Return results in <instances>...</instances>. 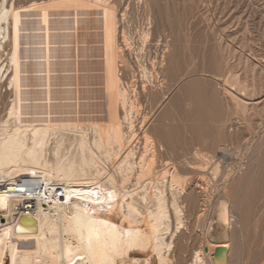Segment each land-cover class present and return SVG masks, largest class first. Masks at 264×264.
<instances>
[{"label":"bare ground","instance_id":"bare-ground-1","mask_svg":"<svg viewBox=\"0 0 264 264\" xmlns=\"http://www.w3.org/2000/svg\"><path fill=\"white\" fill-rule=\"evenodd\" d=\"M116 11L109 0H36L25 6L0 0V82L8 77L12 98L0 121V211L8 222L0 231V264L6 252L9 264H118L135 249H151L144 264H172L163 254L170 248L163 235L170 231L171 210L174 234L183 225L180 196L187 192L188 180L175 166L156 177L157 147L146 131L142 152L136 154L140 105L136 91L122 80ZM125 34V47L131 48V37ZM149 37L150 30L140 33L139 51ZM84 56L98 58L85 64L100 72L89 79L101 86L93 95L103 100L87 105V113L103 116L83 119L70 116L80 115L83 105L69 102H78L80 91L72 87L81 83V75L69 73L80 71ZM88 91L91 96L93 90ZM68 133L73 138L65 139ZM54 135L58 139L51 144ZM121 150L126 154L116 174L136 176L145 202L142 210L134 205L133 194L123 206L126 194L113 175L103 180L106 169L100 159L111 163ZM207 155H200L205 164ZM220 172V163H215L212 177ZM166 189L172 192L170 204ZM115 206L126 210L124 230L107 220L113 212L108 207ZM232 216L222 201L208 233L213 251L226 249L217 264H226ZM19 242L29 245L20 254ZM192 264H208L206 255L195 252Z\"/></svg>","mask_w":264,"mask_h":264},{"label":"rangeland","instance_id":"rangeland-1","mask_svg":"<svg viewBox=\"0 0 264 264\" xmlns=\"http://www.w3.org/2000/svg\"><path fill=\"white\" fill-rule=\"evenodd\" d=\"M33 1L36 0H15V4L25 6ZM109 2L116 8L119 20L122 80L136 91L139 99L135 125L140 142L134 144L136 154L142 152L141 137L146 131L157 147L156 177L175 166L188 180L187 192L180 196L183 225L174 234L175 217L171 210L170 231L163 235L170 248L163 254L172 264H192L195 252L202 251L208 264H217L219 255L211 249L208 233L216 210L226 201L233 215L226 264H264V0ZM144 30H150V37L145 50L139 51V35ZM124 33L131 37V48L125 47ZM83 58L79 59L83 62L80 71L69 73L81 75V83L72 87L79 89L81 99L69 102L85 107H81L80 115L70 116H103L87 113V105L101 100L93 95L94 89L101 86L93 85L94 80L89 79L100 72L91 71L85 64L95 58ZM144 70L149 71L148 78H142ZM7 78L0 82V121L7 116L12 101ZM88 90H93L91 96ZM72 134L68 133L65 139L73 138ZM56 139L58 136L54 135L51 144ZM124 150L116 153L111 163L100 159L108 171L103 180L113 175L126 194L123 206L133 194L134 205L142 210L145 202L136 176L116 174L126 154ZM200 155L209 156L208 164ZM215 163H220L221 172L214 179ZM166 196L170 204L169 189ZM108 210H113L107 213L108 222L124 230L125 208L119 210L115 206ZM7 223L0 211V231ZM139 226L146 229L145 223ZM24 244L29 247L27 243L17 244L18 254ZM150 252L151 249H135L128 260L121 259L118 264H144ZM3 257L1 264H9V254L6 252Z\"/></svg>","mask_w":264,"mask_h":264},{"label":"water","instance_id":"water-1","mask_svg":"<svg viewBox=\"0 0 264 264\" xmlns=\"http://www.w3.org/2000/svg\"><path fill=\"white\" fill-rule=\"evenodd\" d=\"M206 252H208V249L206 248ZM226 254V249L221 247L217 249V255L224 256Z\"/></svg>","mask_w":264,"mask_h":264}]
</instances>
